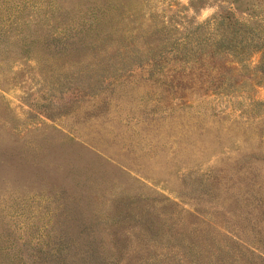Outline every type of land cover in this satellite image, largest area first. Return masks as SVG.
Wrapping results in <instances>:
<instances>
[{
  "label": "rangeland",
  "instance_id": "374dc122",
  "mask_svg": "<svg viewBox=\"0 0 264 264\" xmlns=\"http://www.w3.org/2000/svg\"><path fill=\"white\" fill-rule=\"evenodd\" d=\"M263 43L264 0H0V264H264Z\"/></svg>",
  "mask_w": 264,
  "mask_h": 264
},
{
  "label": "trees",
  "instance_id": "16d2710c",
  "mask_svg": "<svg viewBox=\"0 0 264 264\" xmlns=\"http://www.w3.org/2000/svg\"><path fill=\"white\" fill-rule=\"evenodd\" d=\"M214 22L217 25L222 24L224 26L225 25V17L219 16V18L214 20ZM227 26H232V25L230 24V25H227ZM234 26H235V24L232 27H234ZM230 47H234L233 44H230ZM254 47H255L256 51H258V52L260 51L262 53L259 68H260L261 78H264V43H263V46H254ZM244 48H245V46H244ZM226 51L230 52V53L232 51H233L232 53H237L236 50H231V48H229V47L226 48ZM238 60L242 61L241 59H238Z\"/></svg>",
  "mask_w": 264,
  "mask_h": 264
}]
</instances>
